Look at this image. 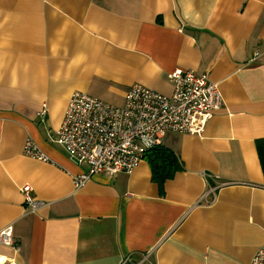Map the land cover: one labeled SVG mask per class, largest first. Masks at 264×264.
Here are the masks:
<instances>
[{
    "label": "crops",
    "instance_id": "1",
    "mask_svg": "<svg viewBox=\"0 0 264 264\" xmlns=\"http://www.w3.org/2000/svg\"><path fill=\"white\" fill-rule=\"evenodd\" d=\"M176 69L222 93L200 135L164 137L182 169L160 188L144 158L75 189L88 165L51 141L72 93L119 107L134 84L170 96ZM27 139L52 163L25 156ZM259 146L264 0H0V229L19 246L0 244V264H249L264 245Z\"/></svg>",
    "mask_w": 264,
    "mask_h": 264
},
{
    "label": "built area",
    "instance_id": "2",
    "mask_svg": "<svg viewBox=\"0 0 264 264\" xmlns=\"http://www.w3.org/2000/svg\"><path fill=\"white\" fill-rule=\"evenodd\" d=\"M259 56L254 55V59ZM173 87L165 96L141 84H134L125 94L123 106H114L86 93H72L60 127L51 141L60 145L69 157L86 163L88 170L73 177L79 189L95 174L116 176L131 174L147 149L160 146L169 132L200 135L207 122L222 107V93L209 74L176 69L167 76ZM47 104L39 111L45 121ZM142 143H146L144 146ZM22 153L30 158L52 163V160L27 139ZM204 180L213 175L202 173ZM234 184V183H221ZM26 210L35 212L44 202L32 196L28 184L20 187ZM12 225L0 229V244L16 251ZM124 264V262L122 263ZM249 264H264V245L259 246Z\"/></svg>",
    "mask_w": 264,
    "mask_h": 264
},
{
    "label": "trees",
    "instance_id": "3",
    "mask_svg": "<svg viewBox=\"0 0 264 264\" xmlns=\"http://www.w3.org/2000/svg\"><path fill=\"white\" fill-rule=\"evenodd\" d=\"M144 158H147L150 164L152 181L160 188L182 169L178 156L171 149L161 145L147 149ZM259 159L262 169H264V148L261 146H259Z\"/></svg>",
    "mask_w": 264,
    "mask_h": 264
}]
</instances>
